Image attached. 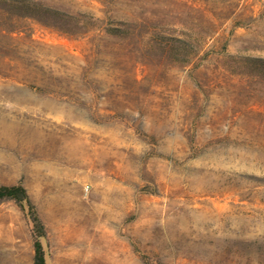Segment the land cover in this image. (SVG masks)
Wrapping results in <instances>:
<instances>
[{"label":"rangeland","instance_id":"1","mask_svg":"<svg viewBox=\"0 0 264 264\" xmlns=\"http://www.w3.org/2000/svg\"><path fill=\"white\" fill-rule=\"evenodd\" d=\"M35 1L79 22L0 29V185L47 264H264V0Z\"/></svg>","mask_w":264,"mask_h":264},{"label":"trees","instance_id":"2","mask_svg":"<svg viewBox=\"0 0 264 264\" xmlns=\"http://www.w3.org/2000/svg\"><path fill=\"white\" fill-rule=\"evenodd\" d=\"M32 18L47 26H57L65 31L78 24L79 20L72 14L47 6L35 0H0V29L15 31L19 20ZM68 25L69 28H63ZM69 29V30H68ZM252 67L257 76L264 75V58H251ZM12 200L27 209L33 222L34 264H47L41 239L46 235L45 225L32 202V199L22 183L0 185V203Z\"/></svg>","mask_w":264,"mask_h":264}]
</instances>
